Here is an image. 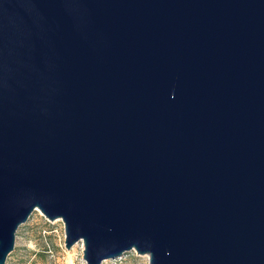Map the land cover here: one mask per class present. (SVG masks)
I'll return each mask as SVG.
<instances>
[{"label":"water","instance_id":"1","mask_svg":"<svg viewBox=\"0 0 264 264\" xmlns=\"http://www.w3.org/2000/svg\"><path fill=\"white\" fill-rule=\"evenodd\" d=\"M35 209L85 264H264V0H0V264Z\"/></svg>","mask_w":264,"mask_h":264},{"label":"rangeland","instance_id":"2","mask_svg":"<svg viewBox=\"0 0 264 264\" xmlns=\"http://www.w3.org/2000/svg\"><path fill=\"white\" fill-rule=\"evenodd\" d=\"M82 242L67 249L64 245V226L60 219L48 220L35 209L28 220L19 226L15 245L5 264H85ZM147 255L134 251L101 264H147Z\"/></svg>","mask_w":264,"mask_h":264},{"label":"built area","instance_id":"3","mask_svg":"<svg viewBox=\"0 0 264 264\" xmlns=\"http://www.w3.org/2000/svg\"><path fill=\"white\" fill-rule=\"evenodd\" d=\"M132 251H134V250H132ZM132 251H131V252H132ZM134 252H135V251H134ZM135 253H136V252H135Z\"/></svg>","mask_w":264,"mask_h":264}]
</instances>
